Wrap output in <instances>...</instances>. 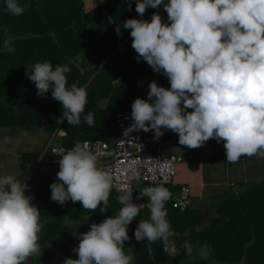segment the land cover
Returning <instances> with one entry per match:
<instances>
[{
	"label": "trees",
	"instance_id": "1",
	"mask_svg": "<svg viewBox=\"0 0 264 264\" xmlns=\"http://www.w3.org/2000/svg\"><path fill=\"white\" fill-rule=\"evenodd\" d=\"M82 7V0H0V124L61 120L63 146L86 138L111 141L118 132L116 113L141 112L144 85L160 83L175 99L195 103L197 95L185 84L194 72L206 89L218 87L236 73L237 61L244 63L238 56L241 41H264V0H108L92 10ZM137 27L138 33L126 38ZM31 64L37 74L27 72ZM252 66L259 71L234 80L244 102L249 93L261 97L264 88V56L258 53ZM73 86L81 91L70 106L74 94L66 91L73 92ZM104 97L110 117L99 104ZM40 152L20 153L24 172ZM30 180L26 190L38 201L32 213L16 201L10 204L22 177H6L0 189V264L25 260L20 233L40 226L38 215L45 217L44 231L56 226L61 232L67 219H83L85 213L95 223L82 221L88 234L67 245L73 261L66 264H209L207 258L264 264V179L248 180L240 192L228 187L212 194L206 208L191 207L190 201L179 210L170 201L169 227L182 234L175 240L176 254L165 250L162 229L147 206L111 226L120 201L97 177L57 180L37 166ZM50 197L53 209L42 205ZM99 237L104 243L125 242L133 261L122 248L111 249L107 263L102 261Z\"/></svg>",
	"mask_w": 264,
	"mask_h": 264
},
{
	"label": "crops",
	"instance_id": "2",
	"mask_svg": "<svg viewBox=\"0 0 264 264\" xmlns=\"http://www.w3.org/2000/svg\"><path fill=\"white\" fill-rule=\"evenodd\" d=\"M84 11H88L95 6L105 3L107 0H82ZM264 56V54H262ZM246 62V61H245ZM237 61L235 74H231L221 82L220 86L213 89H206L203 81L194 72L190 81L185 82L191 92L195 93L198 99L195 103L190 100H179L172 97L166 89L161 87H149L145 92V98L162 99L165 112L158 113L153 106V115L148 117L171 116L181 118L182 135L164 129H158L156 135L149 140H153L157 134L163 133L164 137L183 138L192 131L189 127L196 126L192 137L189 151L191 158L182 161L178 166L176 184L171 187L165 185L147 184L144 186L146 204L151 209L154 218L162 229V239L164 248L171 254L179 252L176 246V237H180V232H172L166 213L169 209V202L174 191L181 183H185L190 188L191 207L206 208L212 197L223 193L226 188L233 187L237 182L255 180L262 177L264 179V88L261 97L250 95L244 102L239 98L238 91L234 86V80L241 77H249L259 71V66L249 65ZM248 76H245L246 72ZM155 84V83H153ZM243 89V88H242ZM244 102V103H243ZM64 129L55 123L39 124H0V189L6 177L25 179L31 174L36 162L28 164L29 172H24L20 164V153L31 150H41L49 142L52 144H62L61 136ZM57 138V142H52ZM36 165L41 171H46L45 163ZM36 168V167H35ZM32 171V172H31ZM32 175V174H31ZM30 176V175H29ZM99 179V178H98ZM101 180V179H100ZM59 189L58 186L54 187ZM214 194V196H210ZM19 200V199H17ZM20 205L29 207L32 213L33 205L38 204L31 193L20 194ZM53 199L42 203L47 209H53ZM82 218H69L64 224L67 225L63 231L59 232L55 226V231H44L42 225L45 217L38 215L36 226L23 233H20V242L25 245L26 258L20 264H66L71 260L69 248L77 238L88 234L82 221L95 223L94 217L90 213H85ZM101 237L97 242L101 244V259L106 262L113 248L123 249L126 255L133 261V253L125 242L117 241L113 243L101 242ZM67 250H66V249ZM204 256L205 255H201ZM207 258V257H205ZM209 264H219L217 261L209 259ZM226 264V263H222ZM228 264V263H227Z\"/></svg>",
	"mask_w": 264,
	"mask_h": 264
},
{
	"label": "built area",
	"instance_id": "3",
	"mask_svg": "<svg viewBox=\"0 0 264 264\" xmlns=\"http://www.w3.org/2000/svg\"><path fill=\"white\" fill-rule=\"evenodd\" d=\"M264 54V41L244 39L240 43L239 55L249 65L256 62V55ZM146 86V85H144ZM160 83L150 87H160ZM154 109L164 113L162 99L153 100ZM117 135L111 140L86 138L76 141L72 146L48 143L40 154L37 164L45 158L52 168L59 167L65 172L64 179L74 174L97 177L109 184L114 197L120 201V210L111 226L130 217L135 209L146 204L145 193L140 188L147 184H176L178 164L191 158V154L164 155L157 142L164 137L157 134L153 140L143 135V123L139 114L122 111L115 114ZM191 193L187 184L181 183L174 191L171 205L185 210L190 205Z\"/></svg>",
	"mask_w": 264,
	"mask_h": 264
},
{
	"label": "rangeland",
	"instance_id": "4",
	"mask_svg": "<svg viewBox=\"0 0 264 264\" xmlns=\"http://www.w3.org/2000/svg\"><path fill=\"white\" fill-rule=\"evenodd\" d=\"M108 1V0H107ZM119 1H124V0H119ZM103 4V3H102ZM101 5V4H99ZM96 7V6H95ZM94 7V8H95ZM93 9V8H92ZM90 9V10H92ZM155 15V13H152L147 19H145L142 23L144 24L147 20H149L150 18H152L153 16ZM138 29L139 27L133 29L132 31H130L129 35H127L126 38L128 37H131V36H135L138 32ZM117 33H118V36H121L122 35V30L119 28V25L117 26ZM124 41H120L118 47L123 43ZM116 47V48H118ZM105 61V59L103 60ZM245 62V60H244ZM246 64V62H245ZM101 65V64H100ZM100 65L98 66V68L100 67ZM37 71L38 69L35 68V65L34 64H31L28 66L27 68V72H32L34 74H37ZM247 74H250L248 71L246 72L245 76H248ZM93 75V74H92ZM92 75H90V77L88 78V80L84 83V85L81 87V90L84 88V86L88 83V81L91 79ZM41 77H45V74H41ZM250 77V76H249ZM75 87V86H73ZM161 87V86H160ZM80 90V91H81ZM79 91V92H80ZM146 91H149L148 90V87L147 86H144L143 88V95H140V98H139V101H140V109H141V112L139 113L140 117H141V120H142V123H143V135L145 137L146 140H149L151 137H154L158 131V129H164L166 130V132H169L171 131V127L174 128V125H177L174 130L175 132L179 133L182 135V128L179 127L180 124H182V119L181 118H174V117H171V116H161V117H148V115H153V104H151V99H147L145 98V92ZM68 92V94L70 95H73L74 94V98L72 100V102L70 103V105H72L75 100H77L76 98L79 96V92L77 91V87L74 88V91L73 92H70V91H66ZM100 106L103 108L104 110V116L105 117H110L111 114L109 113V110H108V107H107V102H106V98H101L100 99ZM155 111V110H154ZM173 131V129H172ZM171 131V132H172ZM52 142H57V138H54ZM51 143V142H49ZM52 144V143H51ZM56 145V144H54ZM59 145H62V144H59ZM47 146V145H46ZM44 146L42 149H41V152L43 151V149L46 147ZM40 152V154H41ZM39 154V155H40ZM39 159V156L37 158V160ZM36 160V161H37ZM38 162H36V165ZM41 163H45V168L47 169L46 171H41L42 169L39 168V170L41 172H43L44 174H47L49 176H52L54 177L55 179L58 180V178H60V176H62V178H64V175H65V172L63 170H61V168L59 167H55V168H52L51 171L49 172L48 169H50V165L48 163L45 162V158L40 162V165L42 166ZM181 163V162H180ZM179 163V164H180ZM178 164V166H179ZM34 166V167H37V166ZM35 171V169H34ZM33 171V172H34ZM33 172L31 174H33ZM31 174H28L27 177L25 179H23L21 185H23V183L25 182V184L21 187L19 186V189L16 193V195L14 196V198L12 199L11 203L12 204L14 201H16L17 203L20 204L19 200H20V194L23 195V193L27 194L29 192H27V188L31 185V183H33L30 178H31ZM30 175V176H29ZM258 180H263L262 177L260 178H257ZM254 181V180H252ZM144 186L145 185H141L140 184V188H142L144 190ZM19 199V200H17ZM66 225V224H65ZM219 264H222L224 262H218ZM227 264V263H226ZM229 264V263H228ZM238 264H243V263H238Z\"/></svg>",
	"mask_w": 264,
	"mask_h": 264
},
{
	"label": "water",
	"instance_id": "5",
	"mask_svg": "<svg viewBox=\"0 0 264 264\" xmlns=\"http://www.w3.org/2000/svg\"><path fill=\"white\" fill-rule=\"evenodd\" d=\"M114 50H116V48ZM112 53H110V55ZM103 62H105V61H103ZM60 122H61V120H60ZM60 122L58 123V126L60 125ZM195 130H196V126L193 124L192 131L190 133H187L183 138H176V137H163V138H161L157 142L159 151L164 155H173V154L182 155V154L188 153L190 143H191L192 137L195 133ZM39 158H40V155H39ZM38 160H37V162H38ZM34 169H35V167H33L32 171ZM24 184H25V182L23 183V185ZM23 185H21V187ZM247 186H248V184H246V183L241 184V185H236V186H234V190H235V192H240V191L245 190L247 188Z\"/></svg>",
	"mask_w": 264,
	"mask_h": 264
}]
</instances>
